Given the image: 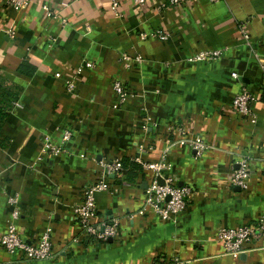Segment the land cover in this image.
I'll use <instances>...</instances> for the list:
<instances>
[{
    "label": "crops",
    "instance_id": "1",
    "mask_svg": "<svg viewBox=\"0 0 264 264\" xmlns=\"http://www.w3.org/2000/svg\"><path fill=\"white\" fill-rule=\"evenodd\" d=\"M162 1L118 0L111 10L109 0H27L15 10L0 0V83L15 96L0 126V231L15 207L21 238L48 227L53 253L31 261L0 247V264H158L172 255L184 264H264V235L237 257L213 239L219 226L264 214V0ZM154 30L166 38L150 37ZM201 51L217 55L193 59ZM114 79L132 92L118 104ZM243 87L259 97L254 123L231 106ZM177 127L205 149L171 143ZM44 137L57 152L42 149ZM241 156L245 189L227 179ZM123 157H163L174 181L191 187L187 203L173 220L139 213L151 177L140 165L132 182L109 176L94 194L92 220L117 219L116 235L82 240L71 209L100 177L98 161Z\"/></svg>",
    "mask_w": 264,
    "mask_h": 264
},
{
    "label": "built area",
    "instance_id": "2",
    "mask_svg": "<svg viewBox=\"0 0 264 264\" xmlns=\"http://www.w3.org/2000/svg\"><path fill=\"white\" fill-rule=\"evenodd\" d=\"M27 0H7V4L13 9H20ZM134 5H143L146 0H130ZM194 0H163L160 7L169 6L177 7L193 3ZM118 0H109V8L115 10ZM243 38H247V33L244 27L238 28ZM10 36L13 32H9ZM150 37L158 39H165L166 35L160 30H154L149 33ZM217 55V51H201L195 53L193 59H211ZM125 59V58H124ZM126 60V59H125ZM137 60V58H136ZM126 64V63H125ZM59 76V73H54ZM63 87L67 92L74 93L75 83L73 78H63ZM112 90L115 94L116 104L121 103L127 95L132 92L124 88L118 79H114L111 83ZM264 87V81H263ZM259 97L247 91L244 87L240 89L232 98L231 106L233 110L243 117H246L250 123L255 122L254 113L251 104ZM144 129V126L142 127ZM179 136L172 139L171 143L186 144L193 151L195 155H199L204 149V143L198 138H191L186 131L177 127L174 128ZM71 136L69 130L62 133V139H68ZM42 149L50 153L57 152V148L51 146L44 137ZM134 161L139 163L145 170L151 172L150 180L143 188V203L139 209L142 213L145 209H149L160 220H173L174 217L180 213L188 200L191 192V187L186 184H177L172 175L167 171V163L162 157L157 162H141L138 158L133 157ZM98 166L101 168V175L95 179L82 190L81 200L75 204L71 211L79 229V236L81 239H90L91 241H104L109 237H113L117 233L118 221L117 219H110L108 221H93L95 216V199L94 194L98 191L107 190L109 185L107 178L109 176L121 180L123 168L119 159L114 160H99ZM228 183L231 186H236L240 189H245L248 179V165L245 157L241 156L230 167V172L227 176ZM160 180V182L158 181ZM7 201L14 204L16 201L15 195L9 196ZM18 211L15 207L10 212V219L6 223L4 229L0 231V247L7 253H19L25 260L39 261L48 259L52 256V247L50 241V230L48 227L44 228L36 239L27 241L21 238L16 225L11 220L17 217ZM264 235V214L260 215L254 221L238 225L235 227L219 226L214 232L213 239L219 243L222 252L231 257H237L246 251L247 244ZM185 261L176 255H172L165 259H161L158 264H184Z\"/></svg>",
    "mask_w": 264,
    "mask_h": 264
},
{
    "label": "trees",
    "instance_id": "3",
    "mask_svg": "<svg viewBox=\"0 0 264 264\" xmlns=\"http://www.w3.org/2000/svg\"><path fill=\"white\" fill-rule=\"evenodd\" d=\"M15 100L14 94L0 83V126L5 119L8 110ZM120 164L124 170L121 180L132 182L138 172H141L140 164L132 158L123 157L119 159Z\"/></svg>",
    "mask_w": 264,
    "mask_h": 264
},
{
    "label": "water",
    "instance_id": "4",
    "mask_svg": "<svg viewBox=\"0 0 264 264\" xmlns=\"http://www.w3.org/2000/svg\"><path fill=\"white\" fill-rule=\"evenodd\" d=\"M159 182H160V180H158ZM110 240V238H107V241H109Z\"/></svg>",
    "mask_w": 264,
    "mask_h": 264
}]
</instances>
